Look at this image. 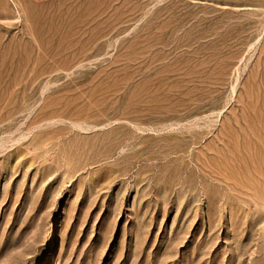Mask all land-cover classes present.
I'll use <instances>...</instances> for the list:
<instances>
[{
    "label": "rangeland",
    "instance_id": "374dc122",
    "mask_svg": "<svg viewBox=\"0 0 264 264\" xmlns=\"http://www.w3.org/2000/svg\"><path fill=\"white\" fill-rule=\"evenodd\" d=\"M0 97V264H264V0H0Z\"/></svg>",
    "mask_w": 264,
    "mask_h": 264
},
{
    "label": "bare ground",
    "instance_id": "6f19581e",
    "mask_svg": "<svg viewBox=\"0 0 264 264\" xmlns=\"http://www.w3.org/2000/svg\"><path fill=\"white\" fill-rule=\"evenodd\" d=\"M2 100H5V102L3 103L4 105H8V101L11 100V98H7V99L4 98V99H3V97H0V101H2ZM237 122H238V121H237ZM237 122H236V123H237ZM239 123H240V122H239ZM240 124H241V123H240ZM238 125H239V124H238ZM237 133H238V132H237ZM256 136H257V135H256ZM259 203H260V201H259Z\"/></svg>",
    "mask_w": 264,
    "mask_h": 264
}]
</instances>
